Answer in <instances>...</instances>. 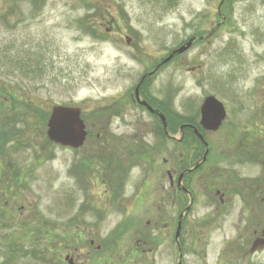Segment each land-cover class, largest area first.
<instances>
[{
	"label": "rangeland",
	"instance_id": "1",
	"mask_svg": "<svg viewBox=\"0 0 264 264\" xmlns=\"http://www.w3.org/2000/svg\"><path fill=\"white\" fill-rule=\"evenodd\" d=\"M220 1L0 0V130L12 134L2 139L0 155V264H264V249L250 251L247 227L255 217L235 197L216 216L200 196V182L179 260L174 230L153 225L156 177L173 142L161 137L155 163H146L147 151L137 146L151 145L153 129L161 126L131 104L139 81L198 37L144 79L140 96L159 105L169 135L198 118L204 97L220 100L230 121L206 137L210 187L237 188L219 157L225 144L234 150L241 136L235 129L243 135L263 130L264 0ZM54 105L81 109L84 146L49 142ZM113 134L122 141L117 147L110 146ZM121 143L130 146L131 158ZM125 158L117 176L113 169ZM259 169L235 171L253 177ZM256 217L264 227V214Z\"/></svg>",
	"mask_w": 264,
	"mask_h": 264
},
{
	"label": "flooded vegetation",
	"instance_id": "2",
	"mask_svg": "<svg viewBox=\"0 0 264 264\" xmlns=\"http://www.w3.org/2000/svg\"><path fill=\"white\" fill-rule=\"evenodd\" d=\"M196 38L198 39V37ZM196 38L195 41L197 40ZM138 95L141 101H145L152 108V111L148 110L146 106L141 105L134 96L131 97L133 100L131 104L137 109L139 107L141 109H145L150 114L152 119L155 117L160 120L159 115L161 112L159 110V105L152 104L151 97H147V99H145L140 96L139 89ZM224 110L225 117L218 130L222 128L226 130V125L230 121L228 118V111L225 106ZM110 114H115L114 118L119 119V112H111ZM255 119L262 121L257 117H255ZM199 120L200 113L198 118L194 117L193 119H190V122L181 124L178 128V132L175 133V135H167L173 144L171 146L169 159L162 160L161 169H159L156 177L157 182L155 193L157 200L154 215V227L156 228L159 226L160 228L167 229L168 225H170V230H174L175 236L176 230L180 224L178 241L175 242L176 239L174 236L173 239L175 244L182 248L183 236L187 235L189 232L188 229H185L186 217L191 213V208L197 197L201 196L205 201V205L209 204L210 202L211 208L215 207L216 216L218 217L223 214L230 200L234 199L235 197L241 202L242 210L250 211V214L255 217L253 223L252 221H249L254 225L247 227L248 229L252 230V242L254 239H264V227H262V220L256 217L259 211L264 214V124L258 123L263 130H259L255 127V129H253L255 130V133L249 132L246 135H243L242 129H235L234 131L241 133V136L236 141L234 150L230 149L229 144H225L221 147L222 150L219 158L225 162L226 166L224 167V173L227 174L228 182H234L238 185L234 192H229L230 190L228 187L226 188V186H228L230 183H226V186L222 189L217 188L215 190H211V170L209 164L212 158V149L206 137L208 136V133L215 131H208L204 129L200 125ZM155 125L157 126V122ZM228 130L231 131V129ZM103 131L104 129L101 128L99 132H96L95 138L98 139L100 132ZM178 134L179 137H176ZM113 135L115 136L116 140L114 139L115 141L111 143L110 146L117 147L122 141L115 134ZM199 135L202 136L206 144L208 143L207 145L204 144V141L201 140ZM87 136L85 141H87ZM151 137L153 139L151 141V145L154 144V147L151 145H146L145 142V144L143 142H139L137 146L140 150L144 149L145 152L147 151L148 156L144 158L145 162L149 159L155 163L156 158L154 157L153 151L156 149V147L159 148L162 144L159 129H153ZM121 144V149H124L128 158H131L132 153L130 151L127 152V149H130V146H126V144L123 143ZM134 144L136 143H132V145ZM109 157H113V152L109 153ZM110 161V163L113 162L112 160ZM126 161L127 158H125V160H123L120 165L116 166L115 168L113 167V172H115L116 168L117 171L121 168L125 169ZM117 164H119V161ZM163 165L168 166V169L163 171ZM246 167H260L261 169H259V173L261 172V175L257 174L253 177H241L238 172L235 171L236 168L245 169ZM227 168H230V170ZM197 182H200V184L203 185L200 196L196 194L194 188ZM114 183L117 184L116 182ZM111 185L114 186V184ZM114 189L115 188L113 187L112 191H114ZM185 200H187V202H185ZM259 228L260 234H257ZM262 249H264V247Z\"/></svg>",
	"mask_w": 264,
	"mask_h": 264
},
{
	"label": "water",
	"instance_id": "3",
	"mask_svg": "<svg viewBox=\"0 0 264 264\" xmlns=\"http://www.w3.org/2000/svg\"><path fill=\"white\" fill-rule=\"evenodd\" d=\"M223 1V0H222ZM193 38L189 39L185 44L181 45L174 51H172L167 58H165L157 67L158 69L162 64L168 62L173 55L181 54L188 50L193 42ZM149 74H146L143 79ZM138 86L136 87V98L138 99ZM152 110L145 102H140ZM81 110L78 107L54 105L51 108V112L47 119V138L50 142L57 144L62 147H69L72 149H77L83 145L86 130L85 124L80 117ZM225 117V110L223 104L218 101L214 96H206L200 106V124L201 126L209 131H216L221 122ZM163 127L165 128V119L160 116ZM200 138H202L200 136ZM180 229V224L176 231V238L178 237V232ZM264 246V239H256L251 247V251H257ZM181 257V256H179ZM180 264V262L178 263Z\"/></svg>",
	"mask_w": 264,
	"mask_h": 264
},
{
	"label": "trees",
	"instance_id": "4",
	"mask_svg": "<svg viewBox=\"0 0 264 264\" xmlns=\"http://www.w3.org/2000/svg\"><path fill=\"white\" fill-rule=\"evenodd\" d=\"M32 112H34L35 113V111L34 110H31ZM163 112H164V109H163ZM174 117H175V119L177 120V122L179 123V121L180 120H182V117L181 116H179V115H177V114H174ZM167 118V117H166ZM167 120H168V118H167ZM168 123H167V128H168V130L167 131H170L171 129H170V123H169V120L167 121ZM188 122V121H187ZM11 128H13L12 126L9 128V129H11ZM159 128H160V132H161V135H164V133H163V131H162V127L159 125ZM5 129V127L4 128H2V130H0V155L1 154H4V152H5V149H3L4 148V146H5V144H6V142H3V138H8V140H10L11 138H12V134H8L7 133V137H6V133L3 131ZM163 138H165V136H162ZM15 140V137L11 140V141H14ZM16 140H18V139H16ZM5 264V263H4Z\"/></svg>",
	"mask_w": 264,
	"mask_h": 264
}]
</instances>
